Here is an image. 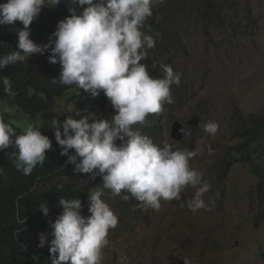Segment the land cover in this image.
Here are the masks:
<instances>
[{
	"label": "clouds",
	"instance_id": "clouds-1",
	"mask_svg": "<svg viewBox=\"0 0 264 264\" xmlns=\"http://www.w3.org/2000/svg\"><path fill=\"white\" fill-rule=\"evenodd\" d=\"M60 2L6 0L0 4V25L19 22L23 26L16 29L17 50L0 56V70L50 49L48 62L60 65L59 77L51 83L83 90L93 98L102 92L114 109L110 119L78 112L79 119L67 116L62 123L50 121L55 141L62 149L60 155L67 156L73 171L93 179L99 176L102 184L88 196L87 217L81 215L78 198H60L62 212L50 225L53 238L49 242L41 234L37 245L43 248L48 244L51 264H100L102 250L109 243V230L118 225V216L103 199L105 190L108 199H134L147 211L159 210L162 201H181V193L191 187L196 191L186 207L196 212L210 210L203 197L211 185L190 165L201 149L158 147L133 127L146 126L150 114L162 112L165 103L172 104L171 87L180 83V74L171 66L161 65L163 76L154 78L147 65L141 63L156 43L155 37L142 29L153 7L163 5L165 0H68L83 7V11L77 14L75 7L69 8L70 15L57 23L48 43H34L29 38L30 24L46 4L54 7ZM2 83L5 93L11 94L10 80L5 77ZM251 116L260 115H249L244 120ZM202 127L206 134L215 136L219 125L208 121ZM180 132L189 135L185 127ZM117 140L122 142L119 146ZM10 148L15 149L10 153L14 167L28 175L37 165H43L51 140L32 124L23 134H17L15 127L0 116V151ZM69 150L74 154L69 155ZM39 211L48 215L47 202L39 205Z\"/></svg>",
	"mask_w": 264,
	"mask_h": 264
},
{
	"label": "rangeland",
	"instance_id": "rangeland-1",
	"mask_svg": "<svg viewBox=\"0 0 264 264\" xmlns=\"http://www.w3.org/2000/svg\"><path fill=\"white\" fill-rule=\"evenodd\" d=\"M217 1L223 17L220 24H208L189 10H168L166 0L153 7L180 40L181 46L172 44L171 58L187 93L162 122L160 147L201 149L190 165L211 185L203 197L210 210L192 212L186 207L196 191L189 187L181 193V201H162L159 210H142L133 231L125 225L134 223L122 224L118 219L116 228L109 230L100 264H264L263 188L248 164L227 157L240 147L235 131L246 125L244 118L264 117V0ZM74 7L77 14L83 11ZM49 54L50 49L28 61L42 66ZM2 109L8 113L6 107ZM67 113L62 102L46 120ZM23 118L5 122L23 134L28 124L36 126L32 119L21 123ZM174 121L190 130L188 139H171ZM208 121L219 125L215 136L203 130ZM48 127L38 121L36 129L48 131ZM103 199L111 207V199Z\"/></svg>",
	"mask_w": 264,
	"mask_h": 264
},
{
	"label": "trees",
	"instance_id": "trees-1",
	"mask_svg": "<svg viewBox=\"0 0 264 264\" xmlns=\"http://www.w3.org/2000/svg\"><path fill=\"white\" fill-rule=\"evenodd\" d=\"M5 2L6 0H0V4ZM166 3L168 10H189L208 24H220L223 19L221 3L217 0H166ZM74 6L68 0H61L54 7L46 4L30 24L29 38L36 44L48 43L57 23L68 17L69 8ZM250 23L251 27L255 25L253 20ZM22 27L19 22L14 26L0 25V56L17 50L16 29ZM142 31L156 39L155 47L148 50L147 58L141 61L147 65L149 74L154 78H161V65H169L174 72L179 73L180 69H176L175 61L171 58V46H181L180 40L175 36V30L168 28L160 19L156 9H152V15L146 20ZM33 63V60L17 62L0 70V116H3L5 121H20L24 117L21 123L32 119L30 121L36 124L35 128H38V121L49 126L52 119L46 120V115L62 102L67 106L68 113L57 118L58 123H62L67 116L81 118L77 116L78 112L82 115L91 114L96 119H110L115 115L114 109L102 92L93 98L83 90L51 83L52 79L59 77L58 63L54 65L44 61L42 66ZM5 77L11 82V94L4 91L2 81ZM186 94L184 79L180 74L179 85L171 87L174 102L165 103L162 112L147 117L146 126L135 125L134 130L138 129L160 147L162 122L174 107L185 101ZM3 107L7 108L8 113L3 111ZM247 120L243 128H236L235 131L240 140V147L233 148L227 157L234 162L248 164L258 178L259 188L264 191V117L251 116ZM40 131L51 140V149L46 152L43 165H37L30 174L24 175L14 167L10 153L15 149L0 151V169L3 170L0 175V264H51L48 244L43 248H38L37 245L41 234H44L49 242L53 238L50 225L62 212L59 199L78 198L81 201V215L87 217L90 203L88 196L94 188L102 184L99 176L93 179L89 174L73 171L74 165L67 163V156L60 155L62 149L57 145L50 126L48 131ZM115 143L119 146L122 142L117 140ZM73 154L74 150H69V155ZM123 194L125 193L122 192ZM104 196L108 199L107 190ZM46 202L49 212L44 216L39 211V205ZM110 202L122 224L134 223L131 227L125 225L128 230L133 231L142 212L138 202L134 199L125 201L119 196Z\"/></svg>",
	"mask_w": 264,
	"mask_h": 264
},
{
	"label": "water",
	"instance_id": "water-1",
	"mask_svg": "<svg viewBox=\"0 0 264 264\" xmlns=\"http://www.w3.org/2000/svg\"><path fill=\"white\" fill-rule=\"evenodd\" d=\"M185 127L184 125H182L181 123H179V121H174L171 125V133H170V137L173 141L175 142H181L184 141L186 139H188L190 137V130L187 128L189 135L187 137H185L184 135L181 134L180 129Z\"/></svg>",
	"mask_w": 264,
	"mask_h": 264
},
{
	"label": "bare ground",
	"instance_id": "bare-ground-1",
	"mask_svg": "<svg viewBox=\"0 0 264 264\" xmlns=\"http://www.w3.org/2000/svg\"><path fill=\"white\" fill-rule=\"evenodd\" d=\"M218 19H219V18H218ZM219 20H220V19H219ZM216 22H217V21H216ZM170 106H171V105H170ZM166 108H167V107H166ZM169 108H170V107H169ZM169 108H168V109H169ZM259 193H260V192H259ZM31 214H32V213H31Z\"/></svg>",
	"mask_w": 264,
	"mask_h": 264
}]
</instances>
